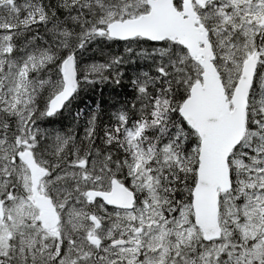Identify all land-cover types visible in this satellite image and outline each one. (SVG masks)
Returning a JSON list of instances; mask_svg holds the SVG:
<instances>
[{
  "label": "snow or ice",
  "instance_id": "6c2138e0",
  "mask_svg": "<svg viewBox=\"0 0 264 264\" xmlns=\"http://www.w3.org/2000/svg\"><path fill=\"white\" fill-rule=\"evenodd\" d=\"M0 264H264V0H0Z\"/></svg>",
  "mask_w": 264,
  "mask_h": 264
},
{
  "label": "trees",
  "instance_id": "16d2710c",
  "mask_svg": "<svg viewBox=\"0 0 264 264\" xmlns=\"http://www.w3.org/2000/svg\"><path fill=\"white\" fill-rule=\"evenodd\" d=\"M89 97H90V99L92 101H99V100H101V95H100L99 90L95 94L89 93V96L85 97L86 102H89ZM104 98L105 99L107 98V96H106V90H105V96H104Z\"/></svg>",
  "mask_w": 264,
  "mask_h": 264
}]
</instances>
